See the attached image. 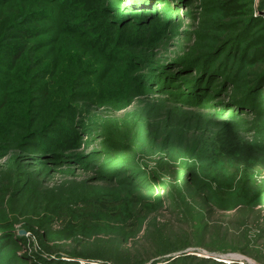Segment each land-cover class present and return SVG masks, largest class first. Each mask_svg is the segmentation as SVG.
Listing matches in <instances>:
<instances>
[{"label": "rangeland", "instance_id": "rangeland-1", "mask_svg": "<svg viewBox=\"0 0 264 264\" xmlns=\"http://www.w3.org/2000/svg\"><path fill=\"white\" fill-rule=\"evenodd\" d=\"M228 257L264 264V0H0V264Z\"/></svg>", "mask_w": 264, "mask_h": 264}, {"label": "trees", "instance_id": "trees-1", "mask_svg": "<svg viewBox=\"0 0 264 264\" xmlns=\"http://www.w3.org/2000/svg\"><path fill=\"white\" fill-rule=\"evenodd\" d=\"M263 87V86H261ZM170 143V138L166 137L165 142ZM171 149V148H169ZM126 153V152H125ZM166 158L169 160H172V150L169 151V154L166 152ZM155 157V156H154ZM151 159V158H150ZM154 167L148 170L147 172V179H163L167 176H169L172 173H176L174 168H177L178 164H175L174 161L161 163L157 165H153ZM181 168V167H179ZM185 167H182V172ZM206 179H230L229 178V167L227 166H219L218 170L214 173L212 177H207ZM158 182V181H156ZM150 183H155V181H152ZM159 185V184H156ZM203 192L202 200L210 203L212 207L216 210H222V204L221 198L222 195L227 192V189L224 188V186L217 183H203L201 187L199 188ZM188 194V193H187ZM193 202V201H192ZM194 203V202H193ZM254 205V204H253ZM251 205V207L253 206ZM41 246L47 250L46 244L42 241L40 242ZM79 256V255H78ZM60 263V262H59Z\"/></svg>", "mask_w": 264, "mask_h": 264}, {"label": "built area", "instance_id": "built-area-1", "mask_svg": "<svg viewBox=\"0 0 264 264\" xmlns=\"http://www.w3.org/2000/svg\"><path fill=\"white\" fill-rule=\"evenodd\" d=\"M228 258H230V257H228ZM229 260H236V261H239V263L240 264H244L243 262H245V264H251L249 261H247L245 258H235V259H233V258H230Z\"/></svg>", "mask_w": 264, "mask_h": 264}]
</instances>
